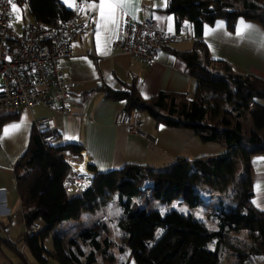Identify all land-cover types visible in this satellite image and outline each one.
Here are the masks:
<instances>
[{
	"label": "trees",
	"instance_id": "trees-1",
	"mask_svg": "<svg viewBox=\"0 0 264 264\" xmlns=\"http://www.w3.org/2000/svg\"><path fill=\"white\" fill-rule=\"evenodd\" d=\"M22 4L32 23L50 25L77 14L63 0L18 3ZM163 11L173 16L176 32L184 23L190 25L191 50L171 51L184 61L186 74L196 82L193 97L188 100L181 94L159 92L141 99L134 83L123 84L122 90L103 87V91L106 98L124 102V116L145 113L156 124L189 129L201 143L217 144L220 154L193 160L177 157L164 167L125 164L106 172L94 171L89 186L71 194L63 186L68 170L63 152L79 154L82 147L57 144L55 131L33 127L27 150L16 165L15 179L25 226L36 219L44 223L42 232L23 239L35 264H95L98 257L110 264L109 249L114 243L105 236L101 223L71 237L53 229L78 219L84 211L102 208L114 194L123 213L117 227L134 264H221L228 256L235 259L231 264H243L253 256L264 257V211L250 202L249 163L251 155L264 153V80L235 73L226 62L211 60L202 39L203 26L216 20H224L230 31L238 18L264 26V0H169ZM47 133L54 134V143L42 142ZM238 159L242 161L240 171ZM230 183L234 187L230 198L219 199L213 206V198ZM203 185L215 191L208 202L202 199ZM146 191L145 204L135 203ZM151 201H177L190 209L206 204L203 213L215 222L216 229L206 228L202 221L177 209L160 214L149 205ZM50 234L52 248L47 250L44 240Z\"/></svg>",
	"mask_w": 264,
	"mask_h": 264
},
{
	"label": "crops",
	"instance_id": "crops-1",
	"mask_svg": "<svg viewBox=\"0 0 264 264\" xmlns=\"http://www.w3.org/2000/svg\"><path fill=\"white\" fill-rule=\"evenodd\" d=\"M168 1L136 0L135 10L125 15L133 20L152 19L161 31L175 34V42L159 50L152 63L113 49L112 43L121 30L125 16L119 19L115 30L111 24L105 30L99 23V9H92L87 2H81L77 18L85 26L84 30L72 42L73 56L60 62L68 85L70 112L59 114L38 106L48 112L36 117L31 111L38 107L30 110L0 108V264H35L26 247L22 254L18 251L24 242L25 223L15 179L16 165L28 147L33 119L45 117L50 120V129L58 135L57 144L68 142L82 147L79 154H71V168L78 177L68 192L71 194L80 193L89 186L94 171L106 172L125 164L164 167L172 164L177 157L193 160L220 154L217 144L201 143L189 129L168 128L152 121L154 125L149 132L143 131L140 128L143 113L131 112L129 116H124V102L106 98L103 91V87L122 90L123 84L134 83L141 99H148L159 92L181 94L188 100L193 97L196 82L186 74L184 61L171 51L191 50V28L184 23L176 32L173 16L163 11ZM93 2L98 4L99 0ZM22 18L21 26L33 22L31 17L27 21L23 15ZM241 21L253 28L240 33ZM202 39L211 60L226 62L235 73L264 80V26L238 18L230 31L224 20H216L212 25L203 26ZM13 124L20 125L19 130L5 137L4 127ZM126 124L133 125L135 131L127 133ZM249 163L252 170L250 202L255 209L264 211V153L251 155ZM81 214L78 219L61 222L67 223L66 229L58 232L66 237H71L67 230L77 234L83 229L77 223ZM118 219L119 216L110 219L105 215L94 223L104 225L105 236L114 243L109 249L112 256L110 264H134L129 260V251L122 242L123 233L117 227ZM95 264L108 263L98 257ZM243 264H264V257L253 256Z\"/></svg>",
	"mask_w": 264,
	"mask_h": 264
},
{
	"label": "built area",
	"instance_id": "built-area-1",
	"mask_svg": "<svg viewBox=\"0 0 264 264\" xmlns=\"http://www.w3.org/2000/svg\"><path fill=\"white\" fill-rule=\"evenodd\" d=\"M19 2L25 0H0V108L30 110L42 106L55 113L68 114V85L60 62L73 56L72 42L85 26L75 14L50 25L27 23L16 33L12 28L11 10ZM80 3L75 1L73 8L77 10ZM175 40V34L161 31L152 19L133 20L125 16L112 47L117 53L152 63L158 51L169 47ZM12 41L15 47H12ZM32 126L45 131L51 128V122L42 117L33 119ZM125 130L131 133L135 128L126 124ZM42 142L54 143V134L43 135ZM72 159L71 154L63 152V161L68 166L63 180L67 192L78 179L71 168ZM43 229L44 223L40 219L33 220L25 226L23 237L37 235ZM25 247L24 242L19 246L20 254Z\"/></svg>",
	"mask_w": 264,
	"mask_h": 264
},
{
	"label": "rangeland",
	"instance_id": "rangeland-1",
	"mask_svg": "<svg viewBox=\"0 0 264 264\" xmlns=\"http://www.w3.org/2000/svg\"><path fill=\"white\" fill-rule=\"evenodd\" d=\"M63 1L65 2V0H63ZM66 5L69 6L68 3H66ZM15 6H16L15 10L13 9V11L11 13L12 28H13L14 32L19 33V28H20L21 24L23 23L22 15L24 16L25 21H27L28 18H30V17H29L28 11H27V6L25 4L21 5V7L19 5H15ZM69 7H72V6H69ZM31 112L34 116L38 117V116L47 114L48 111L45 108L38 107V108L33 109ZM140 117H142L140 119L141 120L140 128L145 132H149L148 131L149 128L153 127V125H154L152 120L145 113H143L142 116H140ZM245 125H248L247 121H245ZM241 166H242V161H241V159H238L237 168L239 171L241 169ZM200 189L202 190V193H203V196H202L203 201L204 202L210 201V199L212 198L211 194L215 193L214 189L212 187H208L206 185L201 186ZM233 189H234V187H233L232 183L228 184L224 190L220 191L219 194L216 195L217 197L215 196L216 198L215 197L213 198V199H215L213 201V203H214L213 206H215L217 204V201L219 199L226 200V199L230 198V196H231L230 194L233 191ZM147 196H148V193L146 191V192H144V194L141 198L134 200V202L142 206L145 204ZM149 205L151 207H153L155 210L159 211L160 214H165L166 212H168L171 209H177L180 212L185 213V214L189 213L194 218L202 221L205 224L206 228H209L211 230L216 229L215 222L210 220L209 218H207L208 217V216H206L207 213H203V211L206 210L205 209L206 204H204V205L201 204L198 206V208H194V209L187 208L184 205L179 206L177 201H172L170 203H160L157 201H151V202H149ZM103 207H104L103 209L100 208L98 212H94V213L88 212V211L82 212L81 218L77 223L81 227L84 228V226L92 225L97 218H102L105 215H107L110 219L116 218L117 216L121 217L123 215L122 208L118 203L116 194H114L111 197V199ZM66 224L67 223L59 224V226L54 227L53 231L54 232L62 231L65 228ZM67 231H68V234L70 236L74 235V234H71L72 233L71 231H69V230H67ZM51 243H52V238H51V234H50L45 238L44 246L49 249V248H51ZM246 244L248 245L249 242H246ZM234 260H235L234 257L228 256L221 261V264H231Z\"/></svg>",
	"mask_w": 264,
	"mask_h": 264
},
{
	"label": "snow or ice",
	"instance_id": "snow-or-ice-1",
	"mask_svg": "<svg viewBox=\"0 0 264 264\" xmlns=\"http://www.w3.org/2000/svg\"><path fill=\"white\" fill-rule=\"evenodd\" d=\"M11 2V0H9ZM66 3L69 4V6H75V0H65ZM81 2H87L89 4V7L92 9H99V16H100V25L102 29L107 30L108 25H113V30H115V27H118L119 19L125 15H129L130 11H134V5L136 3V0H99L98 4L94 3L93 0H81ZM15 5H13V9L15 10ZM107 9V13H106ZM253 26L246 24L244 21L240 22V28L238 31L240 33H243L245 30L252 29ZM97 41L99 44V35L97 36ZM20 128V125L13 124L4 127L3 129V135L5 137L10 136L11 134L18 131Z\"/></svg>",
	"mask_w": 264,
	"mask_h": 264
}]
</instances>
